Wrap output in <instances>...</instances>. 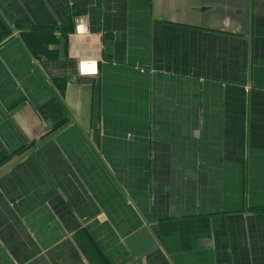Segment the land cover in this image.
Instances as JSON below:
<instances>
[{
    "label": "crops",
    "instance_id": "obj_1",
    "mask_svg": "<svg viewBox=\"0 0 264 264\" xmlns=\"http://www.w3.org/2000/svg\"><path fill=\"white\" fill-rule=\"evenodd\" d=\"M0 264H264V0H0Z\"/></svg>",
    "mask_w": 264,
    "mask_h": 264
},
{
    "label": "built area",
    "instance_id": "obj_2",
    "mask_svg": "<svg viewBox=\"0 0 264 264\" xmlns=\"http://www.w3.org/2000/svg\"><path fill=\"white\" fill-rule=\"evenodd\" d=\"M76 32L78 34H85L88 32V26L87 24L84 22L83 19H81L78 23V25L76 26ZM80 69L83 70H89L87 71L86 73H96V70L95 71H90V70H93L94 67H93V63L92 62H87L86 64L84 65H80Z\"/></svg>",
    "mask_w": 264,
    "mask_h": 264
},
{
    "label": "trees",
    "instance_id": "obj_3",
    "mask_svg": "<svg viewBox=\"0 0 264 264\" xmlns=\"http://www.w3.org/2000/svg\"><path fill=\"white\" fill-rule=\"evenodd\" d=\"M49 36H50V35H47L45 39H48Z\"/></svg>",
    "mask_w": 264,
    "mask_h": 264
}]
</instances>
